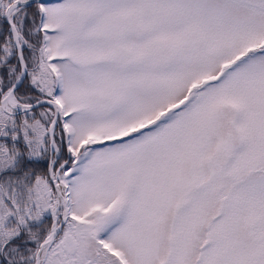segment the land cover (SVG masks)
Returning a JSON list of instances; mask_svg holds the SVG:
<instances>
[{
  "label": "snow or ice",
  "instance_id": "snow-or-ice-1",
  "mask_svg": "<svg viewBox=\"0 0 264 264\" xmlns=\"http://www.w3.org/2000/svg\"><path fill=\"white\" fill-rule=\"evenodd\" d=\"M0 264H264V0H0Z\"/></svg>",
  "mask_w": 264,
  "mask_h": 264
}]
</instances>
